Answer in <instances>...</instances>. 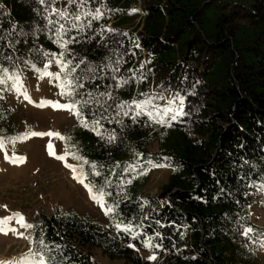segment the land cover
I'll return each instance as SVG.
<instances>
[{"label":"trees","instance_id":"obj_1","mask_svg":"<svg viewBox=\"0 0 264 264\" xmlns=\"http://www.w3.org/2000/svg\"><path fill=\"white\" fill-rule=\"evenodd\" d=\"M47 65L66 67L69 101H81L65 150L113 211L107 225L40 214L33 250L42 236L62 264H99L91 248L124 264H261L250 210L264 208V0H0V66ZM152 165L170 173L145 195Z\"/></svg>","mask_w":264,"mask_h":264},{"label":"rangeland","instance_id":"obj_2","mask_svg":"<svg viewBox=\"0 0 264 264\" xmlns=\"http://www.w3.org/2000/svg\"><path fill=\"white\" fill-rule=\"evenodd\" d=\"M131 8L140 12V2ZM7 75H18L20 79L18 82L8 79L0 85L3 109L11 110V121L17 125L15 132L7 129L8 136L0 134V139L5 142V147L0 149V218L20 213L27 223L34 225L40 214L51 216L60 209L63 213L75 212L89 217L102 225L109 224L111 213L105 214L109 206L104 197L103 208L97 200L92 199L84 186L88 184L85 176L73 166L65 150L64 139L47 135H24L29 132H58L64 137L77 123L78 116L73 111L43 103H71L69 95L61 94L62 91H71V84L63 90L60 87L69 80L66 67L47 65L18 74L8 72ZM49 144L54 154H50ZM6 154L8 158H5ZM59 156L65 159H58ZM66 164L72 165L75 171ZM169 173L159 167L152 170L144 194L156 195ZM250 221L264 231V208L252 207ZM8 227L15 228L16 232L0 233V260L19 258L32 249L30 240L24 238H31L32 228H22L15 220L10 221ZM259 251L261 264H264V246ZM90 253L99 264H124L121 260L109 259L98 248H91Z\"/></svg>","mask_w":264,"mask_h":264},{"label":"snow or ice","instance_id":"obj_3","mask_svg":"<svg viewBox=\"0 0 264 264\" xmlns=\"http://www.w3.org/2000/svg\"><path fill=\"white\" fill-rule=\"evenodd\" d=\"M42 2H43V0H42ZM68 2H69V4H73V3H76V0H68ZM51 11H52L53 14L58 15L62 19L68 16V12L66 10H57V9L53 8ZM132 11H137V10L133 9ZM99 15H101V13L97 9L96 10V16L98 17ZM79 18H80L79 16L75 17V19H79ZM49 23H53V21H49ZM60 27H61V29H63L64 26L61 25ZM69 63H71V61H69ZM72 71L74 72L75 68H73ZM7 73H8V69L7 68H3L2 66H0V85H3L5 83V81L8 80V79H14L17 82L19 81L20 78H19L18 75L15 76V77H12V76H8ZM57 78H59V76H57ZM71 83H72V81L66 80L65 83H62L60 85V87L63 90V89H65L67 87V85H70ZM15 86L16 85L14 84L13 87H15ZM79 87H83V85L80 84ZM24 94H25V96L27 98L26 92ZM61 94L62 95L71 96L72 92L71 91H62ZM151 102H152L151 100H145V101H142V102L132 101V104H135L136 109H141L142 110L147 104H150ZM43 103L51 104L54 107H57V108H60V109H66V110L73 111L74 114L77 115L78 117L81 116V112L77 109V105H79L81 103V101L79 99L75 100L74 103H70V104H59L58 102L53 103L51 101H46V102H43ZM83 103L86 105L88 103V101L84 100ZM127 103L128 102H124V104L117 105V107L123 109L124 105L127 104ZM168 103H169V105H171L173 103V101H169ZM129 107H130V105H129ZM156 111H157V117H159V109H157ZM170 111H172V109L170 107L164 109V113L165 114H167ZM140 114H141L140 111L136 112L137 116H139ZM124 115H128V113L125 112ZM148 115L151 117L152 116V112H149ZM172 118L174 119L175 116H173ZM158 122H162V121L158 120ZM82 123L84 124L85 127H87V123L86 122L82 121ZM98 124H99V121H94L93 122V126L94 127L96 125H98ZM24 135H25V137L47 135V136H55L57 138L64 139V137H61L60 133H58V132H48V133L29 132V133H25ZM68 139H70V137ZM108 139H109V141H112V140L115 139V136L114 135H109ZM9 142L14 143V141H11V140ZM4 147H5V142L2 139H0V149H3ZM48 147L50 149V154H54L51 151L52 145L49 144ZM5 158H8L7 154H6ZM57 158L61 159V160L65 159V157H63V156H59ZM73 158L82 159L81 157H78L75 154H74ZM85 163H87V161H85ZM66 166L70 167V168H73L72 165L66 164ZM152 166L153 167H157V166H161L162 167L163 165H152ZM93 167H95V165H93ZM73 170L75 171L74 168H73ZM96 174L99 175V173H96ZM80 182L83 183V180L81 179ZM84 186L89 190V193H90L92 199L97 200L100 203L101 207L103 208L104 207V200H103L104 193H103L102 189H97L94 192L93 188L90 185L85 184ZM261 190L264 191V185H262ZM112 211H113V208L112 207H108L105 210V214L107 215V214L111 213ZM12 220H15L22 228H25V229H31V228L34 227V225L29 224V223H27L25 221V218L23 217L22 214L13 213L12 216L0 218V233L8 234V232H16L15 228H9L8 227L9 222L12 221ZM116 227L119 229V228H121V225L120 224H116ZM241 227H243V235L244 236H249L250 233L254 232V229L252 227H250V226L241 225ZM130 229H131V225L124 226V230L125 231H129ZM20 235L22 236L23 234L20 233ZM262 235H264V234H262ZM24 238L25 239H29L30 243L32 242V238H30V237H24ZM36 243L38 245H40L41 247L36 249V250L29 249V252L23 254L19 258H13L11 260H0V264H62V262H59V261L56 260L55 256L50 255V253L53 252L55 250V248L59 247L58 245H54L53 247H50L48 243H45V240H44V238L42 236H39V237L36 238ZM145 246L151 248L152 244H151V242H147L145 244ZM261 246H264V241H261ZM129 247H134V245L130 244ZM149 259L150 260H155L156 256L152 255V256L149 257Z\"/></svg>","mask_w":264,"mask_h":264},{"label":"built area","instance_id":"obj_4","mask_svg":"<svg viewBox=\"0 0 264 264\" xmlns=\"http://www.w3.org/2000/svg\"><path fill=\"white\" fill-rule=\"evenodd\" d=\"M40 178V177H39Z\"/></svg>","mask_w":264,"mask_h":264}]
</instances>
